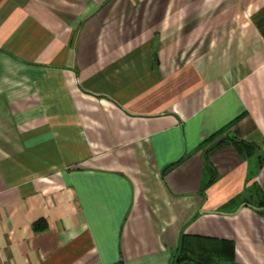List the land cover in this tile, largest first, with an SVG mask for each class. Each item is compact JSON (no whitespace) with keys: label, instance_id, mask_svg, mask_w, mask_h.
Returning <instances> with one entry per match:
<instances>
[{"label":"crops","instance_id":"0c3cea01","mask_svg":"<svg viewBox=\"0 0 264 264\" xmlns=\"http://www.w3.org/2000/svg\"><path fill=\"white\" fill-rule=\"evenodd\" d=\"M255 194L264 0H0V264H264Z\"/></svg>","mask_w":264,"mask_h":264},{"label":"trees","instance_id":"16d2710c","mask_svg":"<svg viewBox=\"0 0 264 264\" xmlns=\"http://www.w3.org/2000/svg\"><path fill=\"white\" fill-rule=\"evenodd\" d=\"M242 202L248 203L249 205H253L254 208L258 210H262L264 212V195L262 194H255L254 196L252 195L244 196L242 197ZM35 227L38 228L39 225L36 224ZM179 262H180V258H176L174 260V264H177ZM194 264H196V262H194Z\"/></svg>","mask_w":264,"mask_h":264},{"label":"water","instance_id":"95a60500","mask_svg":"<svg viewBox=\"0 0 264 264\" xmlns=\"http://www.w3.org/2000/svg\"><path fill=\"white\" fill-rule=\"evenodd\" d=\"M222 140H223V138H219V139L215 140L212 144L209 145V147L207 149L210 150L211 148H213L214 146L219 144Z\"/></svg>","mask_w":264,"mask_h":264}]
</instances>
